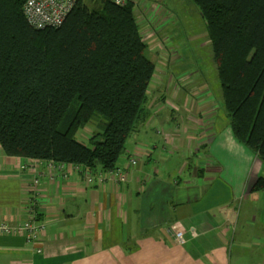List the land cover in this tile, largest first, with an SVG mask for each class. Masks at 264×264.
<instances>
[{"label":"crops","instance_id":"1","mask_svg":"<svg viewBox=\"0 0 264 264\" xmlns=\"http://www.w3.org/2000/svg\"><path fill=\"white\" fill-rule=\"evenodd\" d=\"M145 35L164 58L150 83L156 116L118 166L125 182L104 172L90 184L85 167L9 157L0 145V224L34 217L44 228L34 243L0 235V264H264V190L253 191L264 164L234 138L214 91L170 75L176 58ZM156 120L165 137L151 131Z\"/></svg>","mask_w":264,"mask_h":264},{"label":"trees","instance_id":"2","mask_svg":"<svg viewBox=\"0 0 264 264\" xmlns=\"http://www.w3.org/2000/svg\"><path fill=\"white\" fill-rule=\"evenodd\" d=\"M206 24L234 138L264 164V0H192ZM27 0H0V145L9 157L118 169L150 116L156 64L135 3L80 0L57 29L37 31ZM96 117L101 131L80 142ZM264 190L260 178L253 191Z\"/></svg>","mask_w":264,"mask_h":264},{"label":"rangeland","instance_id":"3","mask_svg":"<svg viewBox=\"0 0 264 264\" xmlns=\"http://www.w3.org/2000/svg\"><path fill=\"white\" fill-rule=\"evenodd\" d=\"M139 2L140 4L135 7L134 11L142 32L147 29L150 30L151 36H156L154 43L151 44L159 43V49H165L163 51L165 56L171 59L176 58L170 67L169 74L172 76L191 75L197 79L198 83L208 85L214 91L213 95L217 96L220 110L225 114L223 99L220 97V83L214 66L212 45L207 37L205 21L197 6L192 0H140ZM146 37L144 35V41L149 39ZM146 55L156 66L164 58L159 59L158 56L150 52V49L146 51ZM150 93L152 95L154 92H150L149 89L148 96ZM149 108L148 103L147 109L149 110ZM149 112L156 116L153 109H150ZM102 121H104L102 118L96 117L86 128L81 130L78 135L80 142L86 143L96 131H101ZM156 121L157 124L151 129L155 135L159 132L158 134L163 133V137H165L166 133H170L163 128L159 120ZM89 131H92L89 137L84 135L85 133L88 134ZM133 134L126 144V153L129 152L127 146L131 145ZM124 159L125 155L121 157L119 165ZM133 160L135 159L130 158L129 164L136 166L137 164H132ZM117 170L121 169L118 168ZM98 179L105 180L101 175L98 176ZM110 180L116 184L126 181V179L124 181Z\"/></svg>","mask_w":264,"mask_h":264},{"label":"built area","instance_id":"4","mask_svg":"<svg viewBox=\"0 0 264 264\" xmlns=\"http://www.w3.org/2000/svg\"><path fill=\"white\" fill-rule=\"evenodd\" d=\"M79 1L80 0H27L23 8V13L28 25L34 30L57 29L64 24L66 18L74 10ZM105 1L117 6H125L129 2H134L135 6L140 4V0ZM132 164L136 165L137 160H133ZM109 176L112 180H125L122 170L110 171ZM87 181L91 184L94 178L87 175ZM36 184H38L37 181ZM43 230V226L38 225L34 217L25 223L0 224V235H23L28 243L38 241ZM178 238H181V236ZM179 241L184 242L182 240Z\"/></svg>","mask_w":264,"mask_h":264}]
</instances>
